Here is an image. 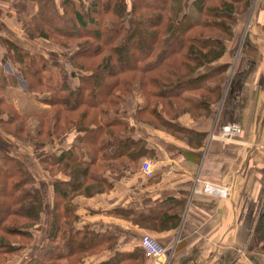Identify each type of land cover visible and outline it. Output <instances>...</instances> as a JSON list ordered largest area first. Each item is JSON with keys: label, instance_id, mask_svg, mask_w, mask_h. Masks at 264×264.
Instances as JSON below:
<instances>
[{"label": "trees", "instance_id": "trees-1", "mask_svg": "<svg viewBox=\"0 0 264 264\" xmlns=\"http://www.w3.org/2000/svg\"><path fill=\"white\" fill-rule=\"evenodd\" d=\"M130 1L90 0V6L83 8L81 0H66L59 8L56 0H37L40 20L55 28L52 33H46L32 22L29 38L48 41L56 36L80 43L70 59L73 70L66 73L59 61H54L53 69H61L65 76L54 84L47 78L48 58L5 41L8 57L28 87L34 94L43 91L47 96L41 100L50 109L33 118L43 120L47 142L55 153L48 154V151L41 163L51 171L63 167L69 171L65 173L69 180L53 183L50 244L42 249L33 264H84L89 256L116 248L117 239L113 235L76 226L79 215L75 200L109 193L113 190V184L107 179L109 174L135 170L147 158L155 159L156 153L147 147L146 141L133 137V128L126 123V117L109 120L112 114L125 110L121 107L132 93L146 101L142 99L140 105L136 104L138 124L171 134L191 148L205 146L207 133L180 127L176 121L184 115L195 120L211 116L213 106L222 98L226 73L231 67L228 63L216 64L228 53V43L242 28L240 17L250 14L254 2L194 0L187 5L185 0H154L161 3L158 8L149 6L151 0ZM193 10L199 16L196 20L191 14ZM89 23H96L98 28L90 29ZM146 24L149 27L144 32ZM197 30L200 33L190 37ZM212 32L219 35L204 36ZM140 33L150 38L149 43L129 50L128 43ZM172 34L166 47L164 43L169 40L166 38ZM126 49L128 54L131 51L138 54L139 59L116 72L112 66L115 60L127 54ZM96 61L98 65L89 71L86 63ZM208 68L210 70H206ZM132 75L135 80L141 79L140 90L136 81L128 79ZM14 78L0 69L2 110L6 107H3L5 100L1 90L6 84L14 83ZM216 80L218 82L214 83ZM13 111L9 118L0 115V120L8 127L32 117ZM54 114L56 121L50 120ZM66 142H70L69 148L59 147ZM34 186L35 180L23 163L0 151V211L4 208V215L0 216V235H12L11 227H16L14 220L19 218L29 226H17L18 235L27 241L32 239L28 230L38 224L44 204V198ZM148 216L140 215L138 222L144 226L145 221H142ZM64 222L67 224L63 225ZM255 234L258 240H264V214L259 218ZM6 244L0 239V250L3 246L6 248ZM262 248L264 251V245ZM116 253L103 264H144L147 260L141 249L130 254Z\"/></svg>", "mask_w": 264, "mask_h": 264}, {"label": "crops", "instance_id": "crops-1", "mask_svg": "<svg viewBox=\"0 0 264 264\" xmlns=\"http://www.w3.org/2000/svg\"><path fill=\"white\" fill-rule=\"evenodd\" d=\"M56 1L61 8L66 0ZM252 6L250 14L240 17L238 36L216 64L231 67L211 116L195 120L184 115L176 121L180 127L207 133L205 146L191 148L171 134L138 124L133 116L132 126L146 129L142 128L143 138L156 153L155 159L144 161L153 166L152 175L143 171L140 162L135 170L109 174L113 184L109 193L75 200L77 227L117 239L116 248L91 255L84 264H103L116 252L130 254L140 249L144 234L168 251L166 258L147 259L144 264H264L255 234L264 214V0H254ZM38 17L37 0H0V69L4 72L14 69L5 41L37 54L43 48L37 47L46 45L43 39L29 38L30 24ZM230 125L240 127L239 141L219 136ZM70 142L59 147L69 148ZM52 149L48 154L55 153ZM0 150L8 152L3 146ZM37 156L34 168L39 167L36 172L42 177L41 155ZM61 179L50 177L43 227L51 222L53 183ZM143 214L150 215L143 219L144 226L138 222Z\"/></svg>", "mask_w": 264, "mask_h": 264}, {"label": "rangeland", "instance_id": "rangeland-1", "mask_svg": "<svg viewBox=\"0 0 264 264\" xmlns=\"http://www.w3.org/2000/svg\"><path fill=\"white\" fill-rule=\"evenodd\" d=\"M81 1L83 3L82 5L83 8L85 7L88 8L90 6V0H81ZM185 1H186L185 4L188 5V4H191L194 0H185ZM130 2L131 1L129 0V3ZM149 6L159 8L162 5L159 2H155L154 0H151L149 2ZM191 14L194 20L199 18L198 13L196 11L193 10ZM35 22H36V25L39 31H43L46 33H52L55 28L50 23H45L44 21H41L39 17L37 20H35ZM148 27L149 25L146 24L144 28V32H145V29H147ZM89 28L97 29L98 25H96V23L95 24L89 23ZM34 30L35 29L33 27V33H34ZM198 33H200V30L195 31V33L194 32L191 33L190 37H193V35L195 36ZM217 35L219 34L216 32L215 33L212 32L210 34H204L205 37H211V36L215 37ZM172 36L173 34L169 35V37L166 38V40L169 39L166 41V43H164L166 47L168 43L170 42L171 38H173ZM149 40L150 38H147L145 33H140L136 35L134 39L130 43H128L127 46L129 50L138 49L143 44H148L149 42L147 41ZM79 44L80 43L72 42L71 40H66L62 37L53 36V37H50V39H48V41L46 42V45H39L37 47V49H39L40 47H43L42 49L38 50L39 51L38 53L42 54L44 57L49 59L47 60V64L49 65L50 68L48 69L49 71L47 72V78L48 77L51 78V82H50L51 84L57 83L60 78L65 77L64 74L62 73L63 69L66 71V73L68 71L73 70L72 69L73 67L70 64V59L72 57V54H75L78 51L77 47H80ZM172 48L175 49L176 47L172 46ZM33 49L36 50V47H33ZM126 50H127L126 53L127 52L129 53V50L128 49ZM128 53L125 54V56H123L122 59L115 60L112 67L114 68L116 72L120 71L122 68H125V66H132L139 59L138 54L132 51L130 52V54ZM56 60L59 61V65L61 66L60 68L62 70L53 69L52 65H54V61ZM98 61L100 63V60ZM86 64H87L86 67L88 68V70L92 71L95 69L94 66L98 65V62L97 61L95 63L87 62ZM13 66H14V69L12 71L11 70H9V72L3 71V73L7 76L13 75L16 81L14 83L11 82V83L6 84V87L1 90L2 98L3 100H5L4 101L5 105L3 107H6V108H3V110H2V107L0 108V115L2 114L3 116H5V118H9V116L11 115L10 112L12 113L14 112L13 110H16L18 113H20L23 116L32 115V117L30 119H27L26 122H16L17 124L14 123L11 127H8L6 124L4 125L2 123L3 120H0V148L1 146H3V148L8 151V152L3 151V153H5L7 156L13 159L15 158L16 160H19L21 163H23L24 168H26V170H29V172L31 173V176L35 180L34 188L39 189L42 197L44 198V204L40 210V218H39L38 224L34 225L33 227L30 228V230H28V232H31L32 234V239H30V241H27L24 237L18 235V230L16 229H19V228H17V226L20 227L27 223L25 220H22L19 218H15L14 220L17 223L16 227L15 228L11 227L12 228L11 231H13L12 235H8V234L6 235L3 233L0 235V239L3 238L4 241L7 242L6 248H4L3 246L2 249L0 250V264H33L36 262L37 259H39V253L42 251V249L49 243L48 238L52 231L51 225H52V219H53L52 210H53L54 199L50 204V212L52 213L51 222L48 223V227L47 225L45 227L42 226L43 218H44L43 211L46 212L47 210L46 203L49 201L48 194L51 192L50 191L51 185L49 184L50 177H53V178L61 177L64 180H69L67 175H65V173H68L69 171H67L65 167H63L61 170L56 169L55 171H51L46 168V165L45 166L42 165L41 163L42 158L47 156L46 154L48 150L50 149V147L51 149L53 147L47 142V135H46L47 133H46L45 127L42 126L43 120L39 118L36 119L33 117L35 115L41 116V114H45L46 113L45 111L50 109L49 105H47L46 103H44V101L41 100V99L46 98L47 96L43 95L42 90L40 94L38 93L39 91H36V94H34L33 92L34 90L32 91L28 87L27 83H25V81L21 77L20 71L18 72V69L16 70L17 67L15 65ZM201 71L203 72V70ZM133 77H134L133 75L129 76L128 79L136 81V86H138L140 90L139 84L141 82L140 81L141 79L137 77V79L135 80L133 79ZM217 82H218L217 80L214 81V83H217ZM75 85L77 86L79 85L77 79L75 81ZM138 95H136L135 93L134 94L132 93L129 99H126L125 104L121 107L123 110L124 109L125 110L124 111L121 110V112L118 115L112 114L111 117L109 116L110 117L109 120L112 118L118 119L119 117L120 119H122L123 117H126V123L131 124L132 117L133 116L138 117L136 110H135L136 104L140 105V103L143 102L142 99H144V102L146 103L145 98L141 99V96L139 97ZM55 115L56 114L51 115L50 120L54 121L56 117ZM42 127H43V132L41 131ZM132 128H133L134 138L139 137L141 140L142 139L145 140L143 138V135H144L143 129L145 131L146 129L143 126L142 127L132 126ZM240 138L236 140L239 141ZM236 140H234L233 142H235ZM37 155H41L39 165L42 168V169L40 168L43 174L42 177L40 176L39 171L38 173L36 172L39 169V167L37 166L36 169L34 168L36 167L35 165L36 158H37V165L39 162ZM44 172H46L45 175H47V178L44 176ZM53 190H54V184H53ZM3 212H4V208L0 211V216L4 215ZM65 224L67 223L64 222L63 225ZM26 226H29V225L26 224ZM14 230H16V232H14ZM259 241H260L259 243H260V248H261V253H262L261 255H263V258H264V251L262 248V246L264 245V240H259ZM145 262L146 260L144 261V263ZM131 263H134V262H131ZM138 264L140 263L138 262Z\"/></svg>", "mask_w": 264, "mask_h": 264}, {"label": "built area", "instance_id": "built-area-1", "mask_svg": "<svg viewBox=\"0 0 264 264\" xmlns=\"http://www.w3.org/2000/svg\"><path fill=\"white\" fill-rule=\"evenodd\" d=\"M213 135V134H212ZM219 136L224 141L232 142L241 137V129L238 125H230L226 128L221 129ZM143 171L151 176L153 173V166L150 162H144ZM207 192L215 194L213 189L204 187ZM140 249L144 253L147 259L158 261L162 258H166L168 255V251L166 248L160 243V241L156 240L149 234H144L140 243Z\"/></svg>", "mask_w": 264, "mask_h": 264}]
</instances>
